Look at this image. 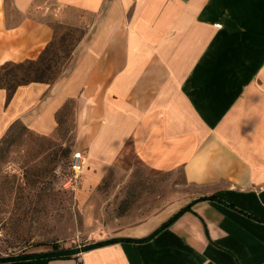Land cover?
I'll return each instance as SVG.
<instances>
[{
    "label": "crops",
    "instance_id": "1",
    "mask_svg": "<svg viewBox=\"0 0 264 264\" xmlns=\"http://www.w3.org/2000/svg\"><path fill=\"white\" fill-rule=\"evenodd\" d=\"M55 23L83 33L52 83L0 88V138L53 135L73 100L83 189L130 155L189 197L85 245L117 242L0 264H264V0H0V66L38 59Z\"/></svg>",
    "mask_w": 264,
    "mask_h": 264
},
{
    "label": "rangeland",
    "instance_id": "2",
    "mask_svg": "<svg viewBox=\"0 0 264 264\" xmlns=\"http://www.w3.org/2000/svg\"><path fill=\"white\" fill-rule=\"evenodd\" d=\"M54 29L46 58L60 57L58 71L83 31L58 23ZM74 116L70 100L53 135L17 124L0 140V256L39 252L53 244L83 245L187 201L189 190L180 170L152 174L130 155L114 162L90 190L81 183L65 188L76 146Z\"/></svg>",
    "mask_w": 264,
    "mask_h": 264
},
{
    "label": "trees",
    "instance_id": "3",
    "mask_svg": "<svg viewBox=\"0 0 264 264\" xmlns=\"http://www.w3.org/2000/svg\"><path fill=\"white\" fill-rule=\"evenodd\" d=\"M53 42H51V44L42 52V54L36 60H26L20 63L9 62L0 66V71L7 70L2 76H0V88H4L7 91L8 99H10L13 96L15 90L21 85H25L32 82L52 83L57 79L60 72L62 71L68 60L70 59L71 54H69L67 61L57 71L56 69L60 63V57L58 58V56H54L53 58H46V53L52 47ZM19 69L22 71H18ZM10 82H13L14 84H11ZM6 83L10 85H7ZM17 124L24 126L23 124L17 122L13 124L8 131H10L12 127H14V125ZM1 139L2 138H0V140ZM202 199H206V198H202ZM189 208L190 206H185L181 208L178 212H176L173 216H171L167 222L163 223L153 233L139 240H148L152 238L160 230L169 226L174 220H176ZM119 240L120 238H110L102 241L93 242L91 244H86V245L84 244L81 247H83L82 250L86 251L94 247L111 244ZM51 248L52 250H50L49 252H32V253H22L17 255L0 256V262L21 260V259L41 257V256L44 257L71 256L79 251L78 250L79 247L77 246L63 247L57 244H53Z\"/></svg>",
    "mask_w": 264,
    "mask_h": 264
},
{
    "label": "built area",
    "instance_id": "4",
    "mask_svg": "<svg viewBox=\"0 0 264 264\" xmlns=\"http://www.w3.org/2000/svg\"><path fill=\"white\" fill-rule=\"evenodd\" d=\"M85 154L83 151L77 150L72 152L70 168L71 176L64 183L65 188H75L80 178L81 172L85 164Z\"/></svg>",
    "mask_w": 264,
    "mask_h": 264
}]
</instances>
